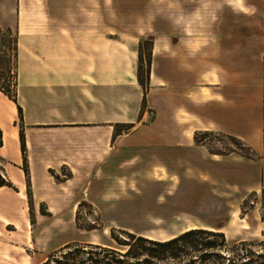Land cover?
Returning a JSON list of instances; mask_svg holds the SVG:
<instances>
[{
	"label": "crops",
	"instance_id": "crops-1",
	"mask_svg": "<svg viewBox=\"0 0 264 264\" xmlns=\"http://www.w3.org/2000/svg\"><path fill=\"white\" fill-rule=\"evenodd\" d=\"M8 27L21 120L0 91L2 168L18 189L3 215L27 211L20 130L34 205L53 217H74L84 200L111 227L172 234L155 240L224 233L212 226L234 214L235 191L264 186V0H0ZM196 131L233 135L262 157L211 153Z\"/></svg>",
	"mask_w": 264,
	"mask_h": 264
},
{
	"label": "rangeland",
	"instance_id": "rangeland-1",
	"mask_svg": "<svg viewBox=\"0 0 264 264\" xmlns=\"http://www.w3.org/2000/svg\"><path fill=\"white\" fill-rule=\"evenodd\" d=\"M146 39L140 41L143 53L148 49L149 43ZM149 113L150 110H148L147 116H152ZM18 124H20L19 121ZM200 138L204 140L205 147L214 152L225 153L234 147H239L237 142L232 143L227 138L215 135V133L204 138L200 136ZM244 143L252 148L246 142ZM242 149L245 153H249L244 148ZM251 154L253 159L262 157L261 153L254 149ZM4 164H6V159L0 157V174L8 179L3 172ZM54 177L63 180V178L69 177V171L66 168H61ZM4 188V191H0V214H2L1 210L14 208L15 204L12 200L15 199L16 192H18L14 185L4 186ZM242 196L243 200L238 202ZM234 197H236L234 198V214L229 213L228 217L226 215L219 216L216 218L218 222L212 226L214 229L221 228L224 231L227 247L216 251L225 257L224 259L210 257L209 260L226 264L229 258L231 264H259L264 261V258L257 257L258 254H264V186L252 189L248 193L243 189H238L235 191ZM22 200L27 209L25 214L11 217L0 215V264H57L56 260H61L65 264H77L78 262L80 264H103L106 260L103 257L104 248L121 249L111 238V234L118 239H124L123 232L127 231L111 227L103 222L94 207L84 200L78 203L74 217L68 215L50 216L45 211L46 206L43 203L34 205L30 183L26 177ZM17 203L18 205L22 204H19V201ZM230 203L228 204L229 210L232 207ZM134 234L150 239L166 238L168 235H172L146 232ZM66 244L69 246L63 248ZM53 245L54 251L47 254L46 251ZM67 252L72 254L64 258L63 254ZM110 264L115 263L110 262Z\"/></svg>",
	"mask_w": 264,
	"mask_h": 264
},
{
	"label": "trees",
	"instance_id": "trees-1",
	"mask_svg": "<svg viewBox=\"0 0 264 264\" xmlns=\"http://www.w3.org/2000/svg\"><path fill=\"white\" fill-rule=\"evenodd\" d=\"M148 49L145 53L141 51L142 42L139 44L137 79L143 89V101H145V92L148 88L149 68L151 57V38L146 39ZM17 67H18V33L11 28H0V91L10 100L16 103L19 119L21 120V107L17 104ZM116 131H118L116 129ZM215 133V135L223 136L232 143L237 142L239 147H234L232 150L225 153L214 152V154H228L238 152L239 154L252 158L253 149L247 146L240 138L233 135L216 133L212 131H196L194 133V142L204 145L203 138ZM20 149L23 158L22 171L28 179V169L26 167L25 146L23 133L19 132ZM0 146H2V131L0 129ZM244 148L249 153L243 151ZM235 150V151H234ZM251 152V153H250ZM254 156V155H253ZM1 169V168H0ZM29 181V179H28ZM12 186L8 179H5L0 174V187ZM125 238L118 239L111 234V238L117 243L121 249L104 248L103 264H157L169 262L170 264H220L209 260L210 257L224 259L225 256L218 254L217 249H225L227 242L224 234L218 231H211L202 228H193L177 234L169 239L160 241L150 239L142 235L123 232ZM205 237V238H204ZM199 239V240H198ZM206 239V240H204ZM91 245V244H89ZM69 244L63 246L67 248ZM236 247V246H233ZM198 253V254H197ZM72 253L67 252L64 258H67ZM244 255V254H242ZM257 257L264 258V254H258ZM186 259V260H184ZM247 261V260H246ZM95 262V261H94ZM57 264H65L61 260H56ZM246 263V262H244ZM77 264H80L79 262ZM226 264H231L230 259H227ZM264 264V261L259 263Z\"/></svg>",
	"mask_w": 264,
	"mask_h": 264
},
{
	"label": "bare ground",
	"instance_id": "bare-ground-1",
	"mask_svg": "<svg viewBox=\"0 0 264 264\" xmlns=\"http://www.w3.org/2000/svg\"><path fill=\"white\" fill-rule=\"evenodd\" d=\"M193 228V227H192Z\"/></svg>",
	"mask_w": 264,
	"mask_h": 264
}]
</instances>
